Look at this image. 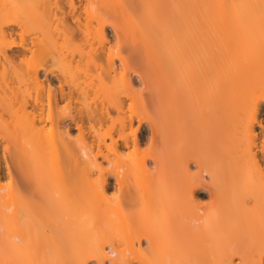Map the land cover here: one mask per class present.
Returning <instances> with one entry per match:
<instances>
[{
    "label": "bare ground",
    "instance_id": "6f19581e",
    "mask_svg": "<svg viewBox=\"0 0 264 264\" xmlns=\"http://www.w3.org/2000/svg\"><path fill=\"white\" fill-rule=\"evenodd\" d=\"M123 1L0 0V264H264V0Z\"/></svg>",
    "mask_w": 264,
    "mask_h": 264
},
{
    "label": "rangeland",
    "instance_id": "374dc122",
    "mask_svg": "<svg viewBox=\"0 0 264 264\" xmlns=\"http://www.w3.org/2000/svg\"><path fill=\"white\" fill-rule=\"evenodd\" d=\"M124 1H125V2H124ZM124 1H123L124 4H127V3H129L131 0H124ZM132 2H133V0L131 1V3H132ZM134 2H137V1L134 0ZM129 5H130V4H129ZM125 6H128V4L125 5ZM125 13H126L127 15H126ZM122 15H126V16H123V17H122L123 20L128 19L129 16H130V17L132 18V20H133V17L137 19V18L139 17V15H141V14H139V12H138V13H137V12H131V11H128V10L126 9L125 12H124ZM127 16H128V17H127ZM124 17H125V19H124ZM126 17H127V18H126ZM131 18H129V19L131 20ZM165 18H167V16H166ZM136 19H135V20H136ZM119 20H121V18H120ZM138 20H139V19H138ZM125 21H126V20H125ZM125 21H124V22H125ZM133 31H135V30H133ZM136 31H137V30H136ZM138 32H139V31H138ZM134 34H135V32H133L132 35L134 36ZM132 35H130L131 38L127 37L128 39H126V45H125V47H124V48L126 49V52H128L129 49L135 48L136 45L138 46V45L141 44V43H140V38H141V37L139 36L140 38H136V37H138V36H134V37L137 39V40H135L134 37H133ZM136 35H137V34H136ZM138 35H139V34H138ZM132 38H133L134 40H133ZM130 39H132L133 41H131ZM128 41H129V42L131 41V42L129 43ZM136 43H137V44H136ZM125 49H124V50H125ZM44 74H45V73L43 72V73H42V75H43V76H42V77H43V80H47V78H46V76H45ZM49 79H51V81H53L54 83H57V84H58V81H57L56 78L53 77L52 75L50 76ZM143 133H144V132L140 131V132H139V135L142 136V135H144ZM5 180L8 181V177H7ZM201 196H203L204 198H206V196H205L204 193H201Z\"/></svg>",
    "mask_w": 264,
    "mask_h": 264
}]
</instances>
